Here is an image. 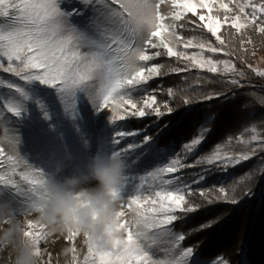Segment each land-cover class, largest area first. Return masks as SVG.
I'll use <instances>...</instances> for the list:
<instances>
[{
	"label": "snow or ice",
	"instance_id": "1",
	"mask_svg": "<svg viewBox=\"0 0 264 264\" xmlns=\"http://www.w3.org/2000/svg\"><path fill=\"white\" fill-rule=\"evenodd\" d=\"M252 32L264 44V0H0V128L7 131L5 117L10 114L17 136L11 152L0 143V188L16 197L25 212L37 211L46 195L42 184L51 176L63 179L55 172L58 163L83 171L93 156L108 154L127 164L116 229L124 238L115 239L123 248L116 253L89 248L75 264H232L225 256L203 261L194 246L183 243L192 231L219 223L218 218L187 234L176 231V225L205 205L240 202L236 185L203 190L192 186L205 181L213 168L227 172L264 152V132L250 125L245 130L248 138L244 134L235 138L242 150H232L230 137L209 154L185 163L211 134L206 125L214 116L203 117L196 135L182 145L183 154L171 158L151 134L119 129L124 127L120 122L130 119L159 121L177 113L168 101L158 103L156 89L149 90L155 78L198 69L218 75L221 83L244 88L247 73L237 61L264 78V68L247 63V55H256L250 51L256 46ZM161 57L175 58L183 66L162 71L165 65L154 62ZM200 83L198 78L196 85ZM177 95L172 87L167 89L169 98ZM221 95L212 92L201 99ZM253 98L264 107V97ZM181 99L185 106L193 103L188 96ZM84 110L96 122L95 146ZM105 112L106 120L100 123ZM25 134L48 144V155L39 161L42 166H33L21 155ZM138 136V142L118 147L126 138ZM70 137L75 138V156L67 151ZM157 157L166 162L149 170L148 161ZM199 166L206 167L186 182L182 170ZM197 193L203 204L191 200ZM28 227L25 235L42 248L47 239L42 226L29 221Z\"/></svg>",
	"mask_w": 264,
	"mask_h": 264
},
{
	"label": "trees",
	"instance_id": "2",
	"mask_svg": "<svg viewBox=\"0 0 264 264\" xmlns=\"http://www.w3.org/2000/svg\"><path fill=\"white\" fill-rule=\"evenodd\" d=\"M193 34L184 33L185 36ZM251 35L256 46L250 51H255L256 55H247V63H252L258 54H264V44H261V38L255 32ZM218 56L223 58L221 54ZM159 59L160 63L165 65L162 71H167L171 67L183 66L177 65L175 58L161 57ZM237 66L247 73L244 88L221 83V77L218 75L198 69H193L188 73H170L156 78L149 83V86L157 90L154 94L157 96L158 103L168 101L178 110L177 113L166 115L159 121L155 117H148L121 122V124L128 131L135 129L142 133L149 126L148 134H151L158 142L161 150L181 151L182 145L196 135L198 126L203 122V117L212 115L215 117L214 122L206 125L211 129V134L197 152L189 157L188 161L193 162L199 156L209 154L216 145L225 144L230 137L233 138L232 150H240L241 146L235 143V138L245 133L250 125H255L258 131L264 132V107L253 98L264 97V86L261 85L259 77L238 61ZM185 77H187L186 80ZM198 78L201 80L199 86L196 85ZM204 78L213 82L206 83ZM169 87L178 92L174 99L167 96ZM212 92L222 93V95L218 99L202 101L203 95ZM182 96L190 97L193 103L185 106L181 99ZM11 126L16 134L14 121ZM23 140L24 157L33 166H42L39 161L48 155V144L43 140L29 139L27 134L23 136ZM67 151L75 156L74 137L68 138ZM203 167L206 166L188 168L189 173H185V176L188 180H193L202 173ZM261 169H264V152H259L257 156L236 168H229L227 174L213 168L212 171L206 173L207 179L195 188L203 190L213 186L230 188L236 185L238 187L237 198L240 201L236 205L227 203L205 205L198 213L190 215L186 221L177 223L176 231L187 234L189 230H195L199 225L218 218L219 223L204 231H192L183 242L185 246H194L202 260L212 261L217 257L225 256L231 260L232 264H264V175L261 174ZM64 170H66L65 167ZM245 174H250L251 179H248ZM236 178L244 179L246 182L238 183ZM246 191L251 192V195H245ZM0 196L9 202L11 208H24L16 197L8 195L7 189L0 188ZM191 200L203 204L198 193L191 197Z\"/></svg>",
	"mask_w": 264,
	"mask_h": 264
},
{
	"label": "clouds",
	"instance_id": "3",
	"mask_svg": "<svg viewBox=\"0 0 264 264\" xmlns=\"http://www.w3.org/2000/svg\"><path fill=\"white\" fill-rule=\"evenodd\" d=\"M126 171L123 159L98 153L83 171L63 175L62 180L49 177L41 186L46 195L35 215L19 218L14 210L0 206V253L7 252L6 258L0 256V264H52L47 259L48 248H38L34 237L25 235L29 221L42 226L50 244L61 238L69 242L57 254L56 264H75L84 246L97 253L121 251L123 245L118 247L115 239L124 238L116 229L121 220L118 213ZM55 172H64L62 163L56 165ZM77 239L79 248L72 243Z\"/></svg>",
	"mask_w": 264,
	"mask_h": 264
},
{
	"label": "rangeland",
	"instance_id": "4",
	"mask_svg": "<svg viewBox=\"0 0 264 264\" xmlns=\"http://www.w3.org/2000/svg\"><path fill=\"white\" fill-rule=\"evenodd\" d=\"M154 62L155 63H160V59L158 58ZM251 64H253L254 66H258V67L264 68V54H258L257 57L255 58V60ZM260 82H261V85L264 86V78H260ZM148 88H149V90H152L149 85H148ZM82 115L85 116L86 119H87V126H88V130H89V140L93 144V146H95V127H96V122L93 121L92 116L89 114V112L87 110H84L82 112ZM106 117H107V112L101 113L100 114V123H104L105 120H106ZM145 118H148V117H145ZM135 119H144V118H135ZM131 120H134V119H130V120L125 121V122H129ZM12 122H13V119L10 117V114H6L4 127L7 128V131H4L3 128H0V143H3V146L9 152L12 151V145L17 140L16 134L11 129L12 128V126H11V123ZM109 127H111V126H109ZM121 130L128 131L124 127H122ZM131 130H135V129H131ZM148 130H149V126H147L144 129L143 132H147L148 133ZM243 134H244L245 138H248L250 136V133H248L246 131ZM139 140H140V137L139 136L138 137H129V138H126V140L122 141V144L120 146H118V147H125L127 145V143L138 142ZM240 150H242V149H240ZM240 150H237V151H240ZM161 152L167 153L168 154L167 158H171L174 155H182L183 154V149L181 151L172 150V149L171 150L170 149H162ZM20 153L24 157V154H23L24 153L23 146L20 149ZM190 156H188L187 160L184 161L185 163H192V162H189L188 161ZM167 158L157 157V158H154V159H150L148 161V163H147L148 169L151 170V167L152 166H156L157 164H162V163L166 162V159ZM72 172H74V171H72L70 169H66L60 175H68V174H71ZM219 172L223 173V171H219ZM185 173L186 174L189 173L188 168L187 169H183L182 170V174H183V179L186 182H189L190 183L192 180H188V178L185 176ZM225 174H227V172H225ZM175 175H181V173H177ZM199 185H193L192 187L195 189ZM0 206H6L7 208H10V209L14 210L16 216L19 217V218H23L24 216L35 215V211L25 212L24 208H21V209L20 208L19 209L18 208H11L9 202L6 201L3 196H0ZM67 243H69V242L65 241L63 238H61L60 240H58L54 244H50V242H49L48 239H46L45 241L42 242V248H44V247H47L48 248V251H49V254H50V259H51L52 264H56L57 254L60 252L61 248L64 247ZM75 245L78 248L80 247V241L78 239L75 240ZM84 254H86V246H84V252L81 253V255H80L81 258H82V256ZM0 256H3V257L6 258L7 257V252L0 253ZM47 259H49V256L47 257ZM203 261H208V260H203ZM208 262H211V261H208Z\"/></svg>",
	"mask_w": 264,
	"mask_h": 264
}]
</instances>
